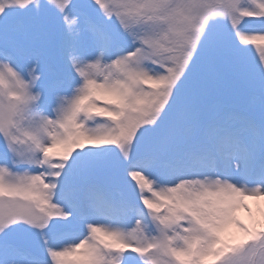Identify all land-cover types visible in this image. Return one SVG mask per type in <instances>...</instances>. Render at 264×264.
<instances>
[{"label":"snow or ice","instance_id":"obj_1","mask_svg":"<svg viewBox=\"0 0 264 264\" xmlns=\"http://www.w3.org/2000/svg\"><path fill=\"white\" fill-rule=\"evenodd\" d=\"M0 264H264V0H0Z\"/></svg>","mask_w":264,"mask_h":264},{"label":"rangeland","instance_id":"obj_2","mask_svg":"<svg viewBox=\"0 0 264 264\" xmlns=\"http://www.w3.org/2000/svg\"><path fill=\"white\" fill-rule=\"evenodd\" d=\"M246 47H253V46H246ZM253 52H255V49L253 48ZM242 218L246 219V214H244L243 212L240 214Z\"/></svg>","mask_w":264,"mask_h":264}]
</instances>
